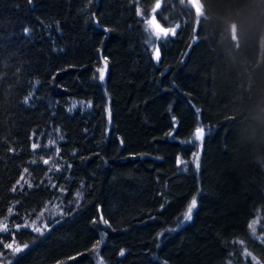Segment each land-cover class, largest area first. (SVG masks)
<instances>
[{
  "label": "trees",
  "instance_id": "1",
  "mask_svg": "<svg viewBox=\"0 0 264 264\" xmlns=\"http://www.w3.org/2000/svg\"><path fill=\"white\" fill-rule=\"evenodd\" d=\"M0 264H264V0H0Z\"/></svg>",
  "mask_w": 264,
  "mask_h": 264
},
{
  "label": "snow or ice",
  "instance_id": "2",
  "mask_svg": "<svg viewBox=\"0 0 264 264\" xmlns=\"http://www.w3.org/2000/svg\"><path fill=\"white\" fill-rule=\"evenodd\" d=\"M156 7L159 8V7H160V4L158 3V4L156 5ZM137 14H138V15L140 14L139 10H138V13H137ZM157 27H159V25H157ZM171 31H172V34L174 35V34H175V30H171ZM27 32H28V29H25V33H27ZM161 33H163V35L166 37V36L169 34V29H166V28H163V27H159V31L156 33L158 39L160 38V34H161ZM159 58H160V51H159V48H157V49L155 50V52H154V59L159 60ZM106 63H107V62L105 61V64H106ZM98 71H99V73H100V77H99V78H100L101 80H103V79H104V75H105L104 69H98ZM27 102H28V100L26 99L25 103H27ZM203 136H204V130H203L202 128H197V129H196V132H195V139H196V140H201ZM38 146H39V145H38L37 143H33L32 148L35 150V149L38 148ZM57 151H58V149H57ZM43 163H44L45 165H48V164H49V158L44 159V160H43ZM178 163H180L179 160H178ZM25 171H27V169H25ZM57 171H59V169H57ZM21 180H24V177H23V176H21ZM19 183H20V181H17V184H19ZM25 183H27V181H25ZM28 187L30 188V187H32V185H31V184H28ZM13 190L15 191V188H14ZM196 207H197V200H196V198H193L192 201L190 202V205H189L188 208H187V211H186L184 217H183V219H184L185 221L191 219L192 212H193V210H194ZM10 211H11V209H10ZM104 223H107V221H104ZM3 230H4V231H7L6 228L3 229ZM34 230H35L36 232H40L41 234H43V233L41 232V228H40V227H34ZM5 247L8 248V249H12L14 252H17V253L20 252V251H22V248H20V247H14V245H13L12 243H8V244H6ZM25 247H27V246H25ZM123 254H124V252H123V250H122V251H121V255H123Z\"/></svg>",
  "mask_w": 264,
  "mask_h": 264
},
{
  "label": "bare ground",
  "instance_id": "3",
  "mask_svg": "<svg viewBox=\"0 0 264 264\" xmlns=\"http://www.w3.org/2000/svg\"><path fill=\"white\" fill-rule=\"evenodd\" d=\"M160 8V7H159ZM158 8V9H159ZM156 9V8H155ZM150 25H151V27H152V29L155 31V20L154 19H152V20H150ZM156 32V31H155ZM160 59V58H159ZM157 60V59H156Z\"/></svg>",
  "mask_w": 264,
  "mask_h": 264
},
{
  "label": "water",
  "instance_id": "4",
  "mask_svg": "<svg viewBox=\"0 0 264 264\" xmlns=\"http://www.w3.org/2000/svg\"><path fill=\"white\" fill-rule=\"evenodd\" d=\"M191 2H192L193 5H197L199 0H191ZM155 8L158 9L156 6H155Z\"/></svg>",
  "mask_w": 264,
  "mask_h": 264
},
{
  "label": "rangeland",
  "instance_id": "5",
  "mask_svg": "<svg viewBox=\"0 0 264 264\" xmlns=\"http://www.w3.org/2000/svg\"><path fill=\"white\" fill-rule=\"evenodd\" d=\"M156 10H158V9H156ZM157 23V22H156ZM158 24V23H157Z\"/></svg>",
  "mask_w": 264,
  "mask_h": 264
}]
</instances>
